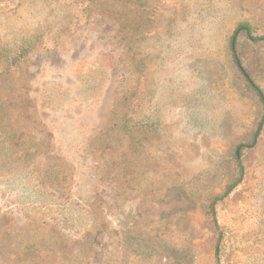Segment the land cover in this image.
<instances>
[{
	"label": "rangeland",
	"instance_id": "obj_1",
	"mask_svg": "<svg viewBox=\"0 0 264 264\" xmlns=\"http://www.w3.org/2000/svg\"><path fill=\"white\" fill-rule=\"evenodd\" d=\"M244 20L264 0H0V93L14 118L32 100L12 131L36 144L26 171L0 153V264H264V111L228 47Z\"/></svg>",
	"mask_w": 264,
	"mask_h": 264
},
{
	"label": "trees",
	"instance_id": "obj_2",
	"mask_svg": "<svg viewBox=\"0 0 264 264\" xmlns=\"http://www.w3.org/2000/svg\"><path fill=\"white\" fill-rule=\"evenodd\" d=\"M228 47L231 66L234 68L235 81L242 97L252 100L264 111V23L255 24L247 20L237 23L229 37ZM21 50L26 51L27 47L24 46ZM18 60L19 53L16 52V56H12L11 64H16ZM134 64L136 65L137 62L135 61ZM3 74L4 69L0 68V77ZM19 96L14 99L11 98L12 96L0 93V153L7 162L13 163V168L26 171L36 167V160H34L36 144H27L25 141L19 142L20 132L12 131V127L14 126V122L26 123V120L31 119L34 105L32 100L26 96L23 112H18V117L16 118L12 117L14 110L18 109L16 102ZM127 113L125 111L123 116H126ZM227 125L229 126L230 124ZM263 132L264 126L259 133V137L262 136ZM255 133L256 131H253L249 139L240 140L234 146L233 153L230 154L229 160L233 163L234 168L237 169L238 176L245 173L246 167L243 159L244 155L250 151L248 144L254 141ZM238 147H241L239 154L236 152ZM29 172L27 171V174ZM37 180L38 184L41 183L40 185L45 188L55 187L57 190H63L67 187L64 183L68 182V176L47 167L43 169V172L39 173ZM61 194L64 193L61 192ZM223 201V198H219L217 206L218 203H222ZM212 203L213 201L209 204L210 207ZM210 212L213 216L214 212L212 208H210ZM215 213L216 215L218 214L217 208ZM220 241L222 247L219 246L215 253L222 260L225 248L224 232L220 236Z\"/></svg>",
	"mask_w": 264,
	"mask_h": 264
},
{
	"label": "water",
	"instance_id": "obj_3",
	"mask_svg": "<svg viewBox=\"0 0 264 264\" xmlns=\"http://www.w3.org/2000/svg\"><path fill=\"white\" fill-rule=\"evenodd\" d=\"M261 126H262V124H261Z\"/></svg>",
	"mask_w": 264,
	"mask_h": 264
}]
</instances>
